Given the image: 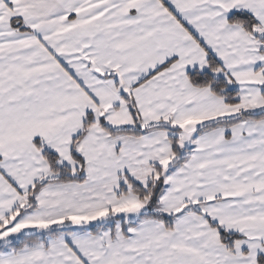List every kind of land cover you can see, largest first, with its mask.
I'll return each instance as SVG.
<instances>
[{
	"label": "snow or ice",
	"instance_id": "6c2138e0",
	"mask_svg": "<svg viewBox=\"0 0 264 264\" xmlns=\"http://www.w3.org/2000/svg\"><path fill=\"white\" fill-rule=\"evenodd\" d=\"M0 264H264V0H0Z\"/></svg>",
	"mask_w": 264,
	"mask_h": 264
}]
</instances>
